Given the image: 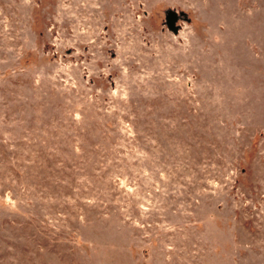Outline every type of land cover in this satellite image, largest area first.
Wrapping results in <instances>:
<instances>
[{
	"label": "rangeland",
	"instance_id": "374dc122",
	"mask_svg": "<svg viewBox=\"0 0 264 264\" xmlns=\"http://www.w3.org/2000/svg\"><path fill=\"white\" fill-rule=\"evenodd\" d=\"M0 201V264H264V0H0Z\"/></svg>",
	"mask_w": 264,
	"mask_h": 264
},
{
	"label": "water",
	"instance_id": "95a60500",
	"mask_svg": "<svg viewBox=\"0 0 264 264\" xmlns=\"http://www.w3.org/2000/svg\"><path fill=\"white\" fill-rule=\"evenodd\" d=\"M174 21H175V18L173 16V12L167 11L165 15V24L168 29H172L173 31L176 30V28L173 26Z\"/></svg>",
	"mask_w": 264,
	"mask_h": 264
},
{
	"label": "trees",
	"instance_id": "16d2710c",
	"mask_svg": "<svg viewBox=\"0 0 264 264\" xmlns=\"http://www.w3.org/2000/svg\"><path fill=\"white\" fill-rule=\"evenodd\" d=\"M0 203H1V205H5V204H7L6 202H4V201H0ZM8 205V204H7Z\"/></svg>",
	"mask_w": 264,
	"mask_h": 264
}]
</instances>
